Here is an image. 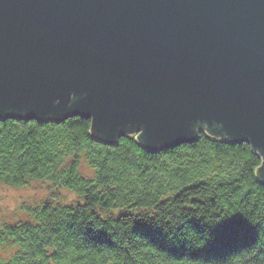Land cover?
Instances as JSON below:
<instances>
[{
  "label": "water",
  "instance_id": "water-1",
  "mask_svg": "<svg viewBox=\"0 0 264 264\" xmlns=\"http://www.w3.org/2000/svg\"><path fill=\"white\" fill-rule=\"evenodd\" d=\"M78 115L151 151L205 123L264 184V0H0V119Z\"/></svg>",
  "mask_w": 264,
  "mask_h": 264
},
{
  "label": "trees",
  "instance_id": "trees-1",
  "mask_svg": "<svg viewBox=\"0 0 264 264\" xmlns=\"http://www.w3.org/2000/svg\"><path fill=\"white\" fill-rule=\"evenodd\" d=\"M262 162L206 132L151 151L136 135L99 140L81 115L0 119V184L78 197L1 216L0 264H264Z\"/></svg>",
  "mask_w": 264,
  "mask_h": 264
},
{
  "label": "rangeland",
  "instance_id": "rangeland-1",
  "mask_svg": "<svg viewBox=\"0 0 264 264\" xmlns=\"http://www.w3.org/2000/svg\"><path fill=\"white\" fill-rule=\"evenodd\" d=\"M199 127H202L204 132H209L208 126L205 123L204 126ZM131 134L136 135V138H138L139 132H133ZM86 169V173H92ZM257 175H260L259 170L257 171ZM52 190V188L49 190V187L43 182H36L29 188H14L0 184V216L8 217L9 221L16 222L19 218L26 216L23 208L24 205H29L30 207L35 206L49 196H54L56 200L66 204L75 202L78 199L76 194L71 191L64 189L61 193L60 189L58 191L54 190V193ZM8 252L9 250L5 252V255Z\"/></svg>",
  "mask_w": 264,
  "mask_h": 264
},
{
  "label": "bare ground",
  "instance_id": "bare-ground-1",
  "mask_svg": "<svg viewBox=\"0 0 264 264\" xmlns=\"http://www.w3.org/2000/svg\"><path fill=\"white\" fill-rule=\"evenodd\" d=\"M0 218H1V216H0Z\"/></svg>",
  "mask_w": 264,
  "mask_h": 264
}]
</instances>
